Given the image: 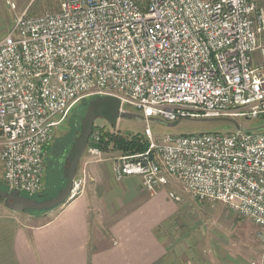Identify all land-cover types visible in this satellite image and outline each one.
Returning a JSON list of instances; mask_svg holds the SVG:
<instances>
[{"label": "built area", "instance_id": "obj_1", "mask_svg": "<svg viewBox=\"0 0 264 264\" xmlns=\"http://www.w3.org/2000/svg\"><path fill=\"white\" fill-rule=\"evenodd\" d=\"M263 33L264 7L253 0H61L56 11L17 15L0 39L4 185L41 192L55 129L85 98L115 96L121 111L164 123L264 120ZM261 130L155 140L145 128L147 149L120 155L112 173L139 177L149 194L173 179L192 197L249 218L264 239ZM99 144L92 130L84 153L102 160ZM85 181V171L74 177L71 197Z\"/></svg>", "mask_w": 264, "mask_h": 264}, {"label": "crops", "instance_id": "obj_2", "mask_svg": "<svg viewBox=\"0 0 264 264\" xmlns=\"http://www.w3.org/2000/svg\"><path fill=\"white\" fill-rule=\"evenodd\" d=\"M82 171L81 192L54 209L16 212L0 202V264H238L222 255L218 237L206 240L199 225L183 220L166 186L149 194L139 177L116 180L112 163L86 153L76 176Z\"/></svg>", "mask_w": 264, "mask_h": 264}, {"label": "rangeland", "instance_id": "obj_3", "mask_svg": "<svg viewBox=\"0 0 264 264\" xmlns=\"http://www.w3.org/2000/svg\"><path fill=\"white\" fill-rule=\"evenodd\" d=\"M60 2L61 0H0V39L13 28L17 15L25 12L28 16H33L46 11H56ZM260 43H264V33ZM91 98L93 97L85 98L77 102L69 110L61 124L55 129L53 139L47 148L46 170L42 190L38 193L42 197L31 196V198H50L64 187L65 180L62 174L67 166L66 156L80 130V118L83 116L85 105ZM82 101H85V105L80 107ZM126 109L129 112L142 116L136 109L130 107ZM235 120L243 129L264 127V120L261 119L249 120L238 117ZM145 128L150 129L155 140H160L164 135L236 131L235 125L227 120L182 119L169 125L156 119L136 117L120 118L117 120L116 126L112 127L105 120L98 118L93 124V130L99 136L107 134L124 138L134 135L145 136ZM101 152L102 159L108 160L112 165L123 154L113 146V142H108L105 147L101 148ZM84 155L85 153L83 152L82 158ZM1 179L2 169L0 166V190L7 191L4 188L5 186L3 187L4 184ZM166 190L179 197V200L176 202L182 205V214L180 216L183 220L187 219L190 225H199L206 235L204 239L209 240L208 238L211 235L218 237L216 238L218 240H215V244L219 243L218 245L222 255H231L239 261L238 264H247L251 260L260 261V252L264 244V239L261 236L259 227L249 218L231 210L224 203L209 200L201 201L192 197L175 180L166 186ZM21 195L30 197L25 193H21ZM70 198L71 196L68 199ZM0 202L3 203L5 201L0 197ZM25 211L28 213H39V211ZM223 261L227 263V260Z\"/></svg>", "mask_w": 264, "mask_h": 264}, {"label": "water", "instance_id": "obj_4", "mask_svg": "<svg viewBox=\"0 0 264 264\" xmlns=\"http://www.w3.org/2000/svg\"><path fill=\"white\" fill-rule=\"evenodd\" d=\"M143 118L129 111L120 110V100L115 96H96L89 99L85 105L83 116L80 118V130L66 156L67 166L62 177L65 180L64 187L54 196L46 199H35L21 195L17 190L1 191L0 197L5 201L6 207L11 211L22 212L25 210L47 211L62 205L71 195L73 179L76 176L79 161L88 139L93 130L94 121L98 118L105 120L110 126L115 127L120 118ZM152 119V118H151ZM202 120H227L240 129L235 119H202ZM172 125V123H168ZM264 129V127H262Z\"/></svg>", "mask_w": 264, "mask_h": 264}, {"label": "trees", "instance_id": "obj_5", "mask_svg": "<svg viewBox=\"0 0 264 264\" xmlns=\"http://www.w3.org/2000/svg\"><path fill=\"white\" fill-rule=\"evenodd\" d=\"M108 142H113V146L116 149L120 150L123 154L130 155L143 152L148 147V140L146 136H137L132 137H115L112 135L102 134L100 135V148L105 147ZM36 197H42V195H35ZM40 199V198H36Z\"/></svg>", "mask_w": 264, "mask_h": 264}, {"label": "flooded vegetation", "instance_id": "obj_6", "mask_svg": "<svg viewBox=\"0 0 264 264\" xmlns=\"http://www.w3.org/2000/svg\"><path fill=\"white\" fill-rule=\"evenodd\" d=\"M84 105H85V101H82L80 107H83Z\"/></svg>", "mask_w": 264, "mask_h": 264}]
</instances>
